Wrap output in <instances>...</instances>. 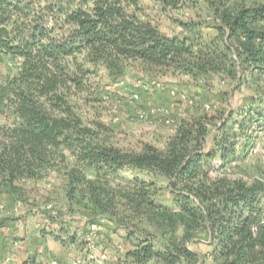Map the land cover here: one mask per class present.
Here are the masks:
<instances>
[{
	"label": "trees",
	"instance_id": "obj_1",
	"mask_svg": "<svg viewBox=\"0 0 264 264\" xmlns=\"http://www.w3.org/2000/svg\"><path fill=\"white\" fill-rule=\"evenodd\" d=\"M147 1L155 15L144 0H0V63H15L0 73V196L21 200L29 183L61 174L71 202H85L137 240L110 264L200 261L190 237L140 239L143 223L204 229L211 264H264V186L211 176L215 158L221 165L236 160L264 133V0ZM202 4L205 16L175 15ZM135 62L195 80L213 74L252 93L227 115L180 123L162 149L145 143L123 150L102 139L104 124L83 118L80 101L98 100L102 79L121 82ZM123 170L149 179L114 183ZM157 179L166 182L171 205L159 201Z\"/></svg>",
	"mask_w": 264,
	"mask_h": 264
},
{
	"label": "rangeland",
	"instance_id": "obj_2",
	"mask_svg": "<svg viewBox=\"0 0 264 264\" xmlns=\"http://www.w3.org/2000/svg\"><path fill=\"white\" fill-rule=\"evenodd\" d=\"M143 3L147 5L146 11L155 15L157 6L147 0ZM195 13L207 15L206 5L202 4L199 10L175 12V15L196 19ZM157 19L161 25L170 26L165 17L158 16ZM209 33L213 31L209 30ZM14 64L6 58L0 63V73H9ZM99 91L98 100L80 101L83 118L108 128L102 133L107 144L136 152L145 143L164 148L180 123L205 114L218 118L227 115L246 103L242 99L252 93L244 87L237 90L233 82L213 74L195 80L185 74L149 68L139 62L129 64L127 75L119 83H109L104 77ZM216 123L220 125L219 119ZM232 129L233 125L229 124L227 131ZM242 146L241 142L237 149ZM211 165L212 177L240 180L248 186H264V133L248 142L236 160L221 165L217 157ZM87 173L93 176L92 172ZM135 175L149 179L145 173L123 170L114 177V183H122ZM156 181L163 188L159 201L171 205L166 182ZM0 203L5 205V211L0 213V264H49L52 260L110 264L123 259L137 243L135 238L131 242L122 229H116L107 220L95 216L90 208L85 207V202H71L66 195L65 179L56 171L26 185L21 200L2 195ZM92 221L97 224V230L89 239L88 229ZM65 229L68 233L63 232ZM52 233H56L64 244L55 242ZM68 234L75 235V243ZM137 234L140 239L148 236L159 244L190 237L187 242L189 249L201 258L197 264H211V257L207 256L209 240L204 229L186 233L179 223H161L159 226L143 223ZM88 240L94 243L97 251L89 250ZM100 253L106 255L105 261L97 259ZM7 257H10L9 262L5 261ZM146 264L163 263L153 260Z\"/></svg>",
	"mask_w": 264,
	"mask_h": 264
},
{
	"label": "built area",
	"instance_id": "obj_3",
	"mask_svg": "<svg viewBox=\"0 0 264 264\" xmlns=\"http://www.w3.org/2000/svg\"><path fill=\"white\" fill-rule=\"evenodd\" d=\"M141 117H143L141 115ZM176 131V128L174 130V132ZM5 211V205L0 203V213L1 212H4ZM97 230V224L93 223L90 225L89 227V232H90V237L89 239H91V237L94 235V233L96 232ZM17 242H14V245H16ZM88 248L90 251H97L98 249L96 248V246L94 245V243H92L91 240H88ZM97 259L100 260V261H105L106 260V255L104 253H100L99 255H97ZM6 262H9L10 261V257H7ZM49 264H81L79 261H71V262H61V261H58V260H52L49 262Z\"/></svg>",
	"mask_w": 264,
	"mask_h": 264
}]
</instances>
